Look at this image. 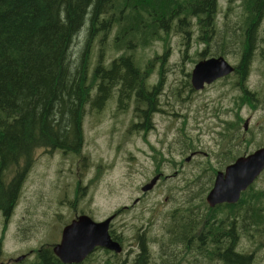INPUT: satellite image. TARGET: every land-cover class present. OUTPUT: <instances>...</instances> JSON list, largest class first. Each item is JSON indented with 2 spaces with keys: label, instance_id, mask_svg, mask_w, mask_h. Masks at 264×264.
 <instances>
[{
  "label": "trees",
  "instance_id": "trees-1",
  "mask_svg": "<svg viewBox=\"0 0 264 264\" xmlns=\"http://www.w3.org/2000/svg\"><path fill=\"white\" fill-rule=\"evenodd\" d=\"M239 2L238 22L226 25L238 31L233 48L240 61L232 74L238 76L242 101L254 94L244 85L251 59L255 54L264 58V37H259L264 33V0ZM217 4L218 0H0V214H7L16 202L23 166L30 164L36 149L80 156L83 119L88 110L100 109L113 90L119 109L134 99L144 120L141 127L149 129L151 118L146 114L157 112V91L152 87L147 92L149 71L137 66L133 53L170 29H182L191 19L217 32ZM220 45L223 55L228 43ZM108 50L119 57L108 60ZM213 181L212 177L202 184L197 205L187 200L162 213L156 233L134 227L139 252L132 264H264V171L235 204L210 208L205 199ZM120 211L111 215L112 222ZM109 234L122 252L97 248L103 253L89 264H108L101 258L105 254H112L115 264H127L122 255L129 256L128 235L113 229ZM29 259L25 255L15 264H63L45 245Z\"/></svg>",
  "mask_w": 264,
  "mask_h": 264
},
{
  "label": "rangeland",
  "instance_id": "rangeland-1",
  "mask_svg": "<svg viewBox=\"0 0 264 264\" xmlns=\"http://www.w3.org/2000/svg\"><path fill=\"white\" fill-rule=\"evenodd\" d=\"M239 3L218 0L215 33L191 19L182 29H170L147 47L136 48L133 60L149 71L146 90L157 91L151 128L141 127L144 120L134 99L119 109L113 90L100 109L87 111L80 156L50 148L34 151L30 164L23 166L16 202L7 214H0L1 264L13 263L22 254L32 260L41 245H59L63 228L76 215L87 213L102 221L120 209L110 229L128 235L125 252L133 248L137 254L138 229L156 233L161 214L187 200L197 205L202 184L223 171L232 157L264 147L263 57L253 56L244 81L252 98L241 101L238 76L232 73L200 90L190 84L198 61L222 56L237 67L240 58L233 43L238 31L226 23L238 22ZM83 40L77 41L78 48ZM222 42L228 46L220 55ZM97 48L96 42L93 64ZM114 57L119 55L106 52L108 60ZM158 174L155 186L143 192L141 188ZM101 254L95 251L92 260ZM101 258L108 264L117 262L110 254Z\"/></svg>",
  "mask_w": 264,
  "mask_h": 264
},
{
  "label": "water",
  "instance_id": "water-1",
  "mask_svg": "<svg viewBox=\"0 0 264 264\" xmlns=\"http://www.w3.org/2000/svg\"><path fill=\"white\" fill-rule=\"evenodd\" d=\"M234 72L222 56L198 61L191 73V85L195 90L229 76ZM246 127V124H245ZM264 171V147H260L248 155L239 156L218 171L212 188L206 195V204L213 208L221 204H235L244 192ZM159 176H154L141 190L147 192L157 183ZM114 216L96 222L87 215L78 216L66 225L61 232L60 244L53 247L54 255L63 264H81L85 258L101 248L114 254H120V245L111 239L109 228ZM23 259L19 257L16 263Z\"/></svg>",
  "mask_w": 264,
  "mask_h": 264
},
{
  "label": "flooded vegetation",
  "instance_id": "flooded-vegetation-1",
  "mask_svg": "<svg viewBox=\"0 0 264 264\" xmlns=\"http://www.w3.org/2000/svg\"><path fill=\"white\" fill-rule=\"evenodd\" d=\"M147 92H152V90H149V91H147ZM152 116H153V114H152ZM152 116H150L149 114H146V119L148 118V117H150V118H152ZM147 123H149L150 125H149V127L151 128V120L149 121V122H147ZM134 127H136L137 129H139V125L138 124H135L134 125ZM226 167V166H225ZM158 176H159V178L161 177V174H158ZM87 215V213H81L80 215H76L73 219H71L70 220V222L72 221V220H74V219H76L78 216H81V215ZM88 216V215H87ZM90 217V216H89ZM105 220V219H104ZM103 221V220H102ZM69 222V223H70ZM96 222H100V221H96ZM68 223V224H69ZM112 223V222H111ZM68 224H66V225H68ZM110 227H111V224H110ZM110 229V228H109ZM61 240V235H60V239H59V241ZM58 245V244H57ZM95 251H97V252H99V253H103L102 251H98V250H95ZM94 251V252H95ZM93 252V253H94ZM110 252V251H109ZM93 253H91V254H89L86 258H85V260L81 263V264H89L90 263V261L92 260V258H91V255L93 254ZM110 253H112V252H110ZM129 256H127V255H122V258L124 259V261H126L127 262V264H132V261L135 259V255H136V252H135V250L132 248L129 252ZM114 254V253H113ZM126 254V253H125ZM110 255H112V254H110ZM21 256H25V254H22V255H20V256H18L17 258H19V257H21ZM113 256V255H112ZM29 257V256H28ZM16 258V259H17ZM16 259H14V261H13V263H9V264H15L16 262H15V260Z\"/></svg>",
  "mask_w": 264,
  "mask_h": 264
},
{
  "label": "bare ground",
  "instance_id": "bare-ground-1",
  "mask_svg": "<svg viewBox=\"0 0 264 264\" xmlns=\"http://www.w3.org/2000/svg\"><path fill=\"white\" fill-rule=\"evenodd\" d=\"M29 171V170H28Z\"/></svg>",
  "mask_w": 264,
  "mask_h": 264
}]
</instances>
